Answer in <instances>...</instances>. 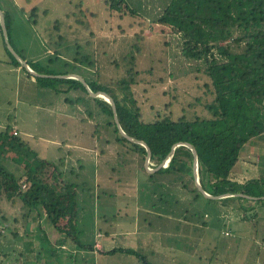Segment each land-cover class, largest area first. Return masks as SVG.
I'll return each instance as SVG.
<instances>
[{"label":"rangeland","instance_id":"1","mask_svg":"<svg viewBox=\"0 0 264 264\" xmlns=\"http://www.w3.org/2000/svg\"><path fill=\"white\" fill-rule=\"evenodd\" d=\"M33 1L29 5L26 0H0V7L14 18L13 44L33 68L56 74L77 73L88 82L89 78L98 79L120 94L118 82L127 70L123 58L136 43L135 34L143 29L144 40L139 42L142 50L135 53L140 75L134 92L146 118L152 117L153 108L161 109L167 103L171 104L175 120L184 110L190 120L211 117L206 106L214 102L215 95L205 65L186 58L182 54L181 36L161 32L156 23L167 0H127L138 12L136 17L111 11L106 0ZM79 4L95 15L89 12L86 17L81 16ZM33 6L39 10L37 26L29 23L22 12V8L30 11ZM79 17L89 29L77 23ZM58 19L64 22L60 34L68 38L63 47L53 27ZM141 22H145L144 28ZM3 36L0 33V131L11 125L12 133H20L21 142L30 146L29 150L17 142L8 146L5 164L20 169L25 165L24 159L31 160L32 156L51 163H59L64 157L68 165L64 181L78 187L75 214L70 213L60 221V226H72L68 229L70 234H53L54 230L43 220L34 219L26 224L21 205L12 207L3 201L0 210L11 220L16 217L21 220L19 224L10 222L13 230L18 229L17 237L8 231L0 238V264H142L133 255L105 254L114 247L139 251L153 264H264L261 205H254L260 216L244 221V215L254 212L235 210L236 204L225 205L224 198L211 202L206 197L195 200L191 194L194 182L179 172L165 174L159 182L144 181L151 175L143 167L145 161L114 141V129L105 124L106 116L87 89V93L71 90L56 94V83L44 88L34 76H28L23 66L24 69L11 65L4 48L8 39L4 31ZM68 46L71 52L66 49ZM79 51L88 52L96 61L95 67L85 69L74 63ZM58 88L66 90L68 85ZM87 110H91V116ZM6 140L1 143H7ZM263 141L264 136L262 140L255 138L242 150L234 167L243 169V173L236 172L244 178L240 183L264 176ZM29 151L34 155L26 158L24 154ZM188 181L190 190L184 187ZM138 201L145 202L142 209L137 207ZM151 205H155L154 212L143 211L146 206L151 209ZM155 219L162 228L164 244L153 233L148 238L150 232L156 231L149 227L150 222L156 226ZM136 220L141 233L137 237L105 234L106 230L117 228L118 223L119 227L131 229ZM172 230L177 236L167 239ZM77 239L96 251L81 250ZM102 248L103 254H99Z\"/></svg>","mask_w":264,"mask_h":264},{"label":"trees","instance_id":"2","mask_svg":"<svg viewBox=\"0 0 264 264\" xmlns=\"http://www.w3.org/2000/svg\"><path fill=\"white\" fill-rule=\"evenodd\" d=\"M26 1L29 5L34 2ZM79 5L81 16L86 17L90 9ZM106 5L111 11H118L131 17L138 16V12L127 0H106ZM0 9L5 15L8 41L25 60L13 44L12 31L16 30L15 26L13 30L14 18L5 8L0 7ZM48 11L44 10V13ZM22 12L28 17L29 23L34 26L39 25L37 6H33L30 11L26 7L22 8ZM91 14L95 15V13ZM77 23L89 29L80 17ZM156 23L160 26L161 32H172L181 36L182 54L186 58L205 65L215 95L214 102L206 106L211 112L210 118L197 117L190 120L183 109L182 115L175 120L170 103L161 109L153 108L152 117L146 118L134 92V86L137 85L140 75L136 68V54L142 50L139 42L144 40L143 29L135 34L136 43L132 44L131 51L123 58L127 70L126 76L118 82L120 94L98 79L89 78L91 81L88 82L87 78H83L94 92H106L114 99L123 130L129 136L146 142L150 147L152 155L149 166L158 167L168 157L175 144L191 143L198 152L199 176L205 191L213 196L234 195L224 198L225 205L232 206L235 203V210L254 212L251 215H244V221L256 219L260 213H257L254 205H261L264 208V176L240 183L232 178V171L238 164L244 147L253 139L264 136V0H167ZM63 26L64 22L59 19L53 23L61 47L68 42V38L60 34ZM140 26L144 28L145 22H141ZM0 33L3 36L1 24ZM51 36L50 34V38ZM4 48L11 58V65L22 68L21 63L9 50L7 41H4ZM66 49L71 52V46ZM55 53L57 56V52ZM73 62L85 69L96 65V61L85 51L77 52ZM27 63L34 71L52 76H34V78L44 88H51V85L56 83L53 84L56 94L71 90H82L87 93L84 85L77 79L54 77L72 73L56 74L44 68L35 69L29 61ZM66 66L70 67L68 64ZM28 76L33 77L30 74ZM60 85H68V89L58 88ZM92 100L106 116L105 124L114 129L116 135L114 141L128 148V152L139 154L144 162L147 155L146 148L120 134L112 106L101 97H93ZM66 101L70 102L68 98ZM76 101L81 103L82 99ZM87 113L92 115L91 110H87ZM9 119L12 117L10 116ZM12 132L11 125H8L5 131H0V204L6 201L12 207L21 205L24 211L22 220L26 224L34 219L43 220L54 230L53 234H70L68 229L72 226H60V221L70 213L76 212L75 190L78 184L64 181L65 169L68 166L67 159L63 157L60 158L59 163H51L32 156L31 160L24 159L26 161L24 167L11 169L7 167L4 159L7 147L15 142L21 148L28 146L29 150L30 147L26 142H21L20 133ZM5 138L7 143L2 144ZM31 154L34 155V152L29 151L24 155L29 158ZM172 172L184 174L189 177L190 182H194L193 153L190 148L184 145L176 147L169 167L158 171L157 174L165 175ZM190 182L183 184L185 189L190 190L188 188ZM192 185L193 188L190 187L194 199L203 198L195 184ZM239 194L255 197L256 200L235 196ZM207 201L214 200L207 199ZM20 220L17 217L11 220L6 212L0 210V238L8 231L17 237L18 229L13 230L10 222L19 224ZM77 244L81 250L96 251L92 245L83 244L78 239ZM101 253L103 254L99 251V254ZM119 253L133 255L142 264H153L134 249L116 248L105 252L107 255Z\"/></svg>","mask_w":264,"mask_h":264},{"label":"water","instance_id":"3","mask_svg":"<svg viewBox=\"0 0 264 264\" xmlns=\"http://www.w3.org/2000/svg\"><path fill=\"white\" fill-rule=\"evenodd\" d=\"M0 24H1L2 28H3L5 37L7 39L8 37H7V29H6V23H5V15H4V12L1 9H0ZM6 41H7L8 48L11 51V53L21 63V65L28 71L29 74H31V75H33L35 77H47V75L37 73L36 71H34L33 69H31L29 67L28 63L15 51V49L12 47V45H10L8 39ZM58 77L59 78H74V79L79 80L84 85V87L87 89V91L90 93V95L92 97H101L104 100H106L112 106V110H113V113H114V119L116 121V124H117V127H118V130H119L120 134L123 137H125L126 139H128L129 141L135 142V143H139V144L143 145L146 148L147 155H146V158H145V168H146V170L148 172L155 173V172H158V171L167 169L169 167L170 163H171L174 149L176 147H178V146L184 145V146L190 148L191 151H192V153H193V176H194V182L196 184L197 189L201 192V194L204 197H206L208 199H211V200H218V199H223V198H227V197L234 196V195H231V194H224V195H220V196H213V195H211V194H209V193H207L205 191V189L202 186V183L200 181V176H199L198 152H197L196 147L193 144H191V143L180 142V143L175 144L172 147V150H171L170 154L168 155V157L158 167L153 168V169L150 168L149 167V163H150V159H151V155H152V151H151L150 147L147 145L146 142L137 140L136 138L129 136L123 130V128L120 125L119 119H118L116 103H115L114 99L109 94H107L106 92H103V91H96V92H94L89 87V85L85 81V79L83 77H81L80 75H78V74L61 75V76H58ZM235 196H241V197H246L248 199L256 200L255 197L245 196L243 194H239V195H235Z\"/></svg>","mask_w":264,"mask_h":264},{"label":"crops","instance_id":"4","mask_svg":"<svg viewBox=\"0 0 264 264\" xmlns=\"http://www.w3.org/2000/svg\"><path fill=\"white\" fill-rule=\"evenodd\" d=\"M25 61L26 62H28L29 60L27 59V58H25ZM34 61V60H33ZM261 140H262V138H260ZM264 142V141H263ZM75 147V146H74ZM66 170V169H65ZM240 172V171H242V173H243V169H233V171H232V178L234 179V180H238V182H240V180L242 181V179H244V178H242V177H239V176H237L236 175V172ZM149 173L150 172H148V175H149ZM71 174H74V172H73V170L71 171ZM151 175H149V176H147L146 177V179L144 180V181H146V180H151V181H153V180H157V182H159V178L161 177V176H163L164 174H157V172H155V173H150ZM254 175V174H253ZM151 176V177H150ZM251 178H253V177H251ZM250 178V179H251ZM140 182V181H139ZM195 183V182H194ZM154 197H155V195H154ZM142 203H145V202H142ZM142 203L141 202H139L138 201V206L137 207H139V208H141L142 209ZM144 205H147V204H144ZM152 206V208L151 209H149V207L148 206H146V208L143 210V211H146L147 213H149V214H151L152 212H154V208H155V205H151ZM162 216V218H165L166 216H163V215H161ZM171 218V215L169 214V219ZM158 220V219H157ZM156 219H155V224H156V226L154 227V226H152V223L150 222L149 223V227H150V229H153V231H154V229L156 230V231H154V232H150V234L148 235V238L149 237H151L152 235H151V233H153L154 234V236L155 237H159L160 238V240H161V242L164 244V235H163V233L161 234V231H160V229H162V228H159L158 226H157V221ZM179 220V219H178ZM153 223H154V221H153ZM109 232H111L110 233V236H113V237H117V236H119V235H122V236H126V237H137V236H139L141 233H140V228H139V222L136 220V221H134L133 223H132V228L131 229H125V228H123V227H119V223L117 224V228H111L110 230H106V232H105V234L106 235H109ZM158 234H157V233ZM186 232V231H185ZM101 234H102V236L104 235V233H102V232H100ZM101 236V237H102ZM177 236V234H175V232H173V230H172V234L170 235V236H168L169 238H167V239H170L171 237L172 238H174V237H176ZM159 247L161 246V243L158 245ZM115 248V247H114ZM114 248H110L111 250L112 249H114ZM103 249L104 248H102V251H100V252H103Z\"/></svg>","mask_w":264,"mask_h":264},{"label":"clouds","instance_id":"5","mask_svg":"<svg viewBox=\"0 0 264 264\" xmlns=\"http://www.w3.org/2000/svg\"><path fill=\"white\" fill-rule=\"evenodd\" d=\"M30 67V66H29ZM31 68V67H30ZM32 69V68H31Z\"/></svg>","mask_w":264,"mask_h":264}]
</instances>
